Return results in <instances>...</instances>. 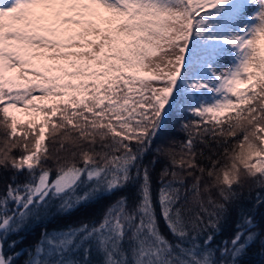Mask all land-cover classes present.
Wrapping results in <instances>:
<instances>
[{"label":"snow or ice","instance_id":"obj_1","mask_svg":"<svg viewBox=\"0 0 264 264\" xmlns=\"http://www.w3.org/2000/svg\"><path fill=\"white\" fill-rule=\"evenodd\" d=\"M0 264H264V0H0Z\"/></svg>","mask_w":264,"mask_h":264},{"label":"trees","instance_id":"obj_2","mask_svg":"<svg viewBox=\"0 0 264 264\" xmlns=\"http://www.w3.org/2000/svg\"><path fill=\"white\" fill-rule=\"evenodd\" d=\"M175 134H176L178 139L181 138V134H179V133H175ZM244 192H245V195L248 194L247 187L244 189ZM252 195L253 196L255 195V190H253ZM39 236H40L39 230H35V231L30 232L25 238L24 246L35 243L39 239Z\"/></svg>","mask_w":264,"mask_h":264}]
</instances>
